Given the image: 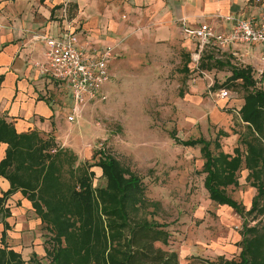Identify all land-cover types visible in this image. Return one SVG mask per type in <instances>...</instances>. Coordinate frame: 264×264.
<instances>
[{
	"label": "rangeland",
	"instance_id": "1",
	"mask_svg": "<svg viewBox=\"0 0 264 264\" xmlns=\"http://www.w3.org/2000/svg\"><path fill=\"white\" fill-rule=\"evenodd\" d=\"M16 2H10L12 8L8 4L0 8L5 13L8 33L13 21L25 17L26 23L37 24L36 30H26L34 40L45 34L38 29L49 25L50 31L74 29L84 37L91 35L82 27L74 0H63L55 8L53 3L25 0V9H17ZM115 49L118 52L111 63V76L103 88L105 98L88 102L74 121L67 119L72 101L66 88L41 74L52 84L47 99L61 112L56 121V142L73 150L77 162L95 163L102 150L117 158L126 172L138 175L146 201L141 212L163 223L170 235L167 245H156L176 251L179 264H219L221 259H238L243 225L257 219L210 200L203 184L199 147L176 143L171 133L182 140L203 137L212 142V148L219 137L221 149L232 153L234 147H241L239 135L244 127L238 110L244 89L240 84L226 85L231 72L222 62L214 64V69L203 67L208 76L205 79V73L194 68L191 57L186 62L191 50L183 37L142 41L135 36L122 46L115 45ZM209 76L211 87L207 86ZM223 86L232 91V97L220 99L215 95ZM220 131L226 135L217 136ZM91 170L93 185L104 186L101 168L94 165ZM246 175L247 170L242 169L239 185L229 186L227 193L248 210L256 189L246 181ZM11 200L12 195L4 202L10 216L4 218L5 211L0 212V223L6 220L9 225L6 243L28 263L33 255L32 262L49 264L46 249L51 248L50 232L32 208L25 211Z\"/></svg>",
	"mask_w": 264,
	"mask_h": 264
},
{
	"label": "trees",
	"instance_id": "2",
	"mask_svg": "<svg viewBox=\"0 0 264 264\" xmlns=\"http://www.w3.org/2000/svg\"><path fill=\"white\" fill-rule=\"evenodd\" d=\"M203 52L196 63L198 71L222 64L206 59ZM186 58L188 62L189 53ZM229 71L226 85L240 84L244 89L238 110L244 127L239 135L241 147L228 153L221 149L219 137L213 148L203 137L182 140L171 133V138L183 146L199 147L203 184L210 200L257 219L243 225L238 259H221L219 264H264V89L255 85L249 66L230 65ZM220 135L226 133L220 131ZM0 143L6 144L0 177L9 182L0 196V212L5 211L4 218L10 216L4 202L16 192L30 202L51 234V248L46 249L49 264H179L176 251L156 245H167L166 226L141 212L146 207L141 178L126 172L117 158L100 150L97 162H77L73 150L58 144L51 133L18 132L2 115ZM94 165L102 170L104 186L93 185ZM242 169L247 170L246 181L256 189L248 210L227 193L229 186L239 185ZM2 225L0 264H42L32 262L33 255L28 263L8 246L9 225L6 220Z\"/></svg>",
	"mask_w": 264,
	"mask_h": 264
},
{
	"label": "crops",
	"instance_id": "3",
	"mask_svg": "<svg viewBox=\"0 0 264 264\" xmlns=\"http://www.w3.org/2000/svg\"><path fill=\"white\" fill-rule=\"evenodd\" d=\"M14 0H0V8H12ZM25 0H15L17 9H25ZM40 3H53L58 7L63 0H38ZM78 7V15L82 20L84 30L91 35L77 34L79 42H89L95 47L113 45L114 52L109 61L115 57V45L122 46L125 41L139 36L140 40L175 41L186 39L191 50L190 57L196 68V41L182 33V22L188 27H197L202 23L211 25L216 32L228 30L232 21L227 17H244L260 12V3L256 0H74ZM10 3V4H9ZM33 3V2H32ZM31 3H29L30 5ZM30 6L27 7L28 10ZM14 10V9H13ZM46 16V15H45ZM125 19H122L121 17ZM18 17L13 21L11 33H8L4 12H0V115L12 122L18 132L38 130L41 133H51L56 136V121L60 109L47 99L48 89L52 84L42 77L37 64L44 59L46 49L43 38L32 39L26 30H36L37 24ZM33 22V23H31ZM43 25L46 23L42 19ZM7 25L5 26V24ZM27 25V27H26ZM49 27V28H48ZM48 27L38 30L43 35L58 36L60 29L50 31ZM74 32V29L72 30ZM75 33V32H74ZM76 34V33H75ZM119 52L121 47L118 48ZM262 46L259 43L251 46L229 45L218 51L213 48L204 50L203 55L209 60H219L222 63L236 66H249L255 85L264 89V72L259 75V68H264L260 61ZM214 69V68H213ZM211 70V69H210ZM204 78H208L204 71ZM203 73V74H204ZM50 80L66 88L65 85ZM209 76V80H211ZM208 80V81H209ZM207 81V80H206ZM207 83V82H206ZM107 84V83H106ZM105 84V85H106ZM208 84V83H207ZM263 86V87H262ZM68 96L69 92L66 88ZM53 132V133H52ZM5 143H0V160L5 154ZM9 188L7 179L0 177V196ZM13 200L25 211L31 208L30 202L20 192L12 195ZM15 204V202H14ZM3 225L0 223V230Z\"/></svg>",
	"mask_w": 264,
	"mask_h": 264
},
{
	"label": "built area",
	"instance_id": "4",
	"mask_svg": "<svg viewBox=\"0 0 264 264\" xmlns=\"http://www.w3.org/2000/svg\"><path fill=\"white\" fill-rule=\"evenodd\" d=\"M256 0V3H260ZM232 21L228 30L216 32L206 23L197 27H188L182 22L184 36L196 41L195 63L207 48L221 51L229 45L251 46L259 43L262 46L260 61L264 64V2L260 3V12L244 17H227ZM46 45L44 59L37 64L41 74L51 77L66 86L72 101L68 121H74L81 109L90 101L105 98L103 88L110 79L109 61L114 52L113 45L93 46L89 42L80 43L77 34L72 30H64L60 35L52 37L44 35ZM264 68H259V75ZM199 73L204 71L199 70ZM213 80L207 86L211 87ZM215 95L220 99L233 96L227 88H219Z\"/></svg>",
	"mask_w": 264,
	"mask_h": 264
}]
</instances>
